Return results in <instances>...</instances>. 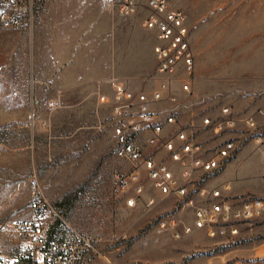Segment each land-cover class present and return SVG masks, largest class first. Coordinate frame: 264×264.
<instances>
[{"label": "rangeland", "instance_id": "1", "mask_svg": "<svg viewBox=\"0 0 264 264\" xmlns=\"http://www.w3.org/2000/svg\"><path fill=\"white\" fill-rule=\"evenodd\" d=\"M68 1L33 0V6L0 11L16 20L0 18V223L30 218V204L39 191L91 241L84 264H264V217L241 227L235 241L215 229H194L180 237L162 232L158 222L169 215L192 223L188 199L161 194L143 170L132 183L127 176L134 164L115 155V83L124 85V101L131 103L160 81L153 53L157 40L143 27L154 0H132V10L123 9L125 0H84V16L109 14L113 21L111 29L105 24L106 47H98V53L106 54L87 57L89 65L97 64L92 74L98 79L88 84L96 85L92 100L80 86L72 88L75 73L63 72L65 57L41 55L47 47L36 45L40 32L46 37L51 23L65 21ZM165 1L184 13L194 56L191 94H181L175 83L171 88L184 103H192L181 110L182 123L188 122L185 110H196L192 115L197 118L221 120L222 108L233 100L237 117H248L254 105L264 102V0ZM68 16L80 20L82 14ZM176 73H183L181 66ZM234 82L237 87L232 88ZM235 131L239 140L252 143L258 133L264 144V120L254 131L244 124ZM228 132H203L202 147L211 150L235 136ZM238 150L219 172L197 173L186 185L194 206L205 203L208 190L227 182L232 183L231 196L264 201V149ZM146 151L165 158L161 151ZM240 156L244 168L236 166ZM135 190L140 196L129 205ZM14 238L0 232L3 252L16 251Z\"/></svg>", "mask_w": 264, "mask_h": 264}, {"label": "built area", "instance_id": "2", "mask_svg": "<svg viewBox=\"0 0 264 264\" xmlns=\"http://www.w3.org/2000/svg\"><path fill=\"white\" fill-rule=\"evenodd\" d=\"M26 4L33 6V0H0V11L5 8L21 10ZM122 7L132 10L134 2L125 0ZM0 18L4 22L16 21L3 12ZM143 27L153 31L157 40L153 53L160 81L158 88L150 93H138L131 103L124 101V85L115 83L116 104L111 123L115 155L125 163L134 164L127 176L132 183L139 181L140 170H143L161 194L188 199L187 205L193 208L192 223L169 215L159 220L160 231L180 237L194 229H215L220 236L235 241L241 227L264 217V201L237 199L230 195V185L223 183L203 191L202 196L206 192L205 203L194 206L186 185L195 181L197 173L216 174L240 149L241 141L235 135L207 150L200 141L203 132L211 131L215 136L225 131L236 134L238 124H244L252 131L257 124L252 118L237 117L230 107L222 108L224 118L221 120L202 116L197 123L194 115L183 124L181 110L190 109L192 103H184L171 88L175 83L181 94L192 92L195 66L185 15L165 0H154L152 13L144 20ZM178 66L182 67V74L176 73ZM254 143L257 147L262 145L260 134H256ZM148 149L163 152L165 158L157 159L146 151ZM117 179L121 180L120 175ZM31 184L34 189L37 187L36 181L32 180ZM140 193L135 190L129 205ZM30 209L33 213L30 218L0 223V232L14 235L17 240L13 246L15 252H3L0 244V264H84V251L92 247L91 241L70 224L64 213L45 201L39 191L34 195Z\"/></svg>", "mask_w": 264, "mask_h": 264}, {"label": "crops", "instance_id": "3", "mask_svg": "<svg viewBox=\"0 0 264 264\" xmlns=\"http://www.w3.org/2000/svg\"><path fill=\"white\" fill-rule=\"evenodd\" d=\"M68 9L66 12L65 21L63 22H54L51 23L52 28L49 30L48 35L46 37H42L40 32V37L38 38V42L36 45H42L44 47H47V52H41L40 54H47L49 56H56L57 57H65L64 60L66 62L65 68H63V72L65 73H75L74 79L75 82L73 84L72 88L81 87V89L84 90V95H87V99H91L95 97V87L96 85L93 84V88H91L88 84L93 82L94 79H98L95 75L92 74L94 71V66H97L96 63L89 65L87 63V57L88 56H98L100 54H106L105 52L98 53V47H102L104 49L106 47L107 41L104 38L105 37V24H109L110 29L113 25V21L111 23V20L109 18V14L107 16L99 14L93 15L92 17L84 16V13L87 11V8H84V0H70L68 1ZM80 6V7H79ZM79 7V8H78ZM66 11V10H65ZM73 13H81V19L79 20L77 17L68 16L69 14ZM109 31V27L107 28ZM46 43V45H44ZM108 47L111 46V44L107 45ZM112 47V46H111ZM111 47L109 49H111ZM38 49V48H37ZM42 50V49H41ZM113 55V51H108V55ZM63 61V60H62ZM62 65V62L60 63ZM59 67V66H58ZM61 69V67H59ZM231 87H237V82L231 83ZM86 85V86H84ZM109 85V84H108ZM107 85V86H108ZM85 87L87 89H91L85 92ZM240 88H242L240 86ZM84 99H86L84 97ZM100 99V98H99ZM249 100V99H248ZM87 103V102H86ZM235 100L231 101L229 103V107L232 110L233 114L238 116L237 108L234 105ZM262 105H264L263 101H260L258 104L253 106V111L248 112L247 116L249 118H252L255 123L258 125L262 120H264L263 115V109ZM196 110L187 111L185 114V118L188 120V122L193 117V112ZM183 112V113H184ZM183 120V119H182ZM197 123L200 122L199 118L196 117ZM187 122V123H188ZM229 135H236L234 133H228ZM243 140V142L241 141ZM241 144L240 149L238 151H241L244 149V151H260L264 149V144L259 147L256 146V144L252 142H245L244 138H240ZM215 142V141H214ZM259 148V149H258ZM236 162V166L239 168H244L245 161L243 160V157L240 156ZM264 161V159H263ZM262 176L264 177V167L261 171ZM245 175H239V180H245ZM235 180V181H234ZM233 181L237 182V178L233 177ZM230 184L231 182H227ZM221 184V183H220Z\"/></svg>", "mask_w": 264, "mask_h": 264}]
</instances>
